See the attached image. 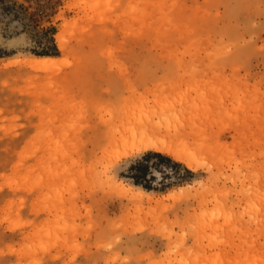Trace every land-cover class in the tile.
Masks as SVG:
<instances>
[{"label":"rangeland","instance_id":"374dc122","mask_svg":"<svg viewBox=\"0 0 264 264\" xmlns=\"http://www.w3.org/2000/svg\"><path fill=\"white\" fill-rule=\"evenodd\" d=\"M0 51V264H264V0H0ZM123 118L198 164L119 157Z\"/></svg>","mask_w":264,"mask_h":264},{"label":"bare ground","instance_id":"6f19581e","mask_svg":"<svg viewBox=\"0 0 264 264\" xmlns=\"http://www.w3.org/2000/svg\"><path fill=\"white\" fill-rule=\"evenodd\" d=\"M62 31L56 34V40L62 45ZM53 60L52 57L38 59L44 66ZM195 130L191 127L171 126L161 122L132 121L123 118L110 132V145L119 148V157L134 152L153 150L171 156L174 160L184 163L187 167H196L199 161L186 150L187 143L195 138ZM120 159V158H119Z\"/></svg>","mask_w":264,"mask_h":264},{"label":"trees","instance_id":"16d2710c","mask_svg":"<svg viewBox=\"0 0 264 264\" xmlns=\"http://www.w3.org/2000/svg\"><path fill=\"white\" fill-rule=\"evenodd\" d=\"M20 9H23L22 6H19ZM47 29L44 31L47 33ZM41 41V40H40ZM40 49H35L33 52L36 55L41 56H55L58 55L57 47L54 43L52 36H47L44 39V42H41ZM3 55H7L5 51H0V57ZM155 156L159 161H171V159L161 153L153 152V151H147L144 153L143 157L141 159L146 160L148 157ZM174 165H177L178 163L172 162ZM131 171L129 177L132 179V182L136 185H141L142 187L146 189H150L151 187L145 183H142L141 178H143L145 175H147L149 167L143 163L142 161H136L130 166Z\"/></svg>","mask_w":264,"mask_h":264}]
</instances>
